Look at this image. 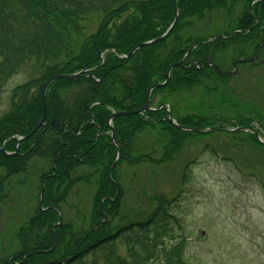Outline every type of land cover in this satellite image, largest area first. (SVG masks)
Listing matches in <instances>:
<instances>
[{
  "label": "rangeland",
  "instance_id": "374dc122",
  "mask_svg": "<svg viewBox=\"0 0 264 264\" xmlns=\"http://www.w3.org/2000/svg\"><path fill=\"white\" fill-rule=\"evenodd\" d=\"M235 1L238 17H242L246 9H251L256 2L258 9L255 12L260 15L258 22L260 20L264 26V0H259L260 4L257 0L251 1L250 4L249 0ZM261 5L263 8L260 12ZM212 9L213 11L210 12L206 10L205 18L189 15L188 18L192 23L183 25L181 29L183 43L191 36L202 34L208 36L212 33H217V36L226 40L231 39H227L231 35L227 32L232 21L230 17L236 14H226L222 6ZM138 16L134 8L117 12V15L115 13L112 21L109 20L111 26L109 33L116 32L118 26L124 22L135 23ZM77 17L79 30L71 31L73 42L68 47L52 45L40 55L32 54L2 85L0 117L8 111L11 115L4 125L0 126V142L6 135L12 133L14 126L21 125L26 120L30 122V119H34L38 114L39 107L34 105L38 101V96L33 92H36V89L33 90L31 84L23 88L21 85L32 77L42 76L48 67L50 69L56 61L65 60L69 53L75 51L87 55L94 51L90 38L97 26L109 19V14L100 10L86 12ZM183 18L184 16L181 19ZM136 24L144 29L143 36L152 33L150 24L147 27L149 29H145L146 25L143 28L139 22ZM236 43L237 48L234 47V43H229L228 47L222 48V51L215 55L217 57H214L213 61L205 59L201 62L207 69L211 66V71L206 72L203 77L205 84L203 82L194 86L183 84L180 91L164 96L176 102L175 107L178 108L180 115L200 114L215 118L216 124L222 125L218 126L221 130L181 133V136H176L181 140L174 145L172 142L174 133L166 129L167 126L164 124L149 126V123H144L138 128L131 122V125L127 123L126 132L121 133L126 141L136 145L137 150L131 155L128 148H125L126 151L123 152L126 158L118 160L117 167L114 166L117 173H122L121 181L117 183L120 185V192H116L115 202L105 208L106 216L112 224L121 228L129 220H145L153 217L158 207L163 205L162 208L168 214L163 216L155 229L153 224H150L147 232L152 243L149 241L147 245L140 243L134 245L135 250L141 252V256L150 255L152 262L156 264H164L165 256L172 257L175 253L174 247L179 245L181 250L171 259V264H264V152L258 150L261 148L260 145L248 133L255 134L259 141L264 140V116H259L262 118L260 122L254 112L248 113L251 109H260L264 115V52L261 51L258 58L253 56L249 60L247 58L253 55L250 48L252 41H236ZM160 44L162 45L158 48L156 46L149 49V52L152 50L154 51L152 54L157 56V64L162 60V52L169 50L175 41L172 38L169 42ZM196 45L197 43L190 51ZM141 62H143L141 58H136L130 65L139 67ZM63 67V64L55 65L54 68H57L55 74ZM170 69L171 67L167 71ZM218 70L221 71V76L215 72ZM169 74L167 72L168 76ZM60 78L69 80H58L52 87L53 96H57L60 103L64 102L69 107H74L77 103L80 106L86 104V98L91 93L86 79ZM119 80L122 81L121 78ZM133 82L132 85L136 87L135 79ZM118 85L123 91L126 90L125 85L124 87L120 83ZM131 91L136 92V89L132 88ZM129 93L127 90L124 95ZM227 95H230V98L240 97L242 104H245L244 109L238 107L234 109ZM148 96L151 97L147 93V98ZM162 97L163 93H157L152 98L153 103L156 105ZM22 103L24 108L21 112L24 114L20 117ZM55 103L52 98L48 104L46 100L44 111L49 109L51 113L50 104L53 108ZM242 116L254 118L252 125H244L242 129L233 130L241 132L225 131L227 127H234L231 122L239 120ZM224 119L230 122L221 124ZM120 122L121 120L118 124ZM249 127L260 134L257 135ZM58 131L55 129L56 141H58ZM53 132L49 134L54 141ZM100 152H103L102 149ZM224 156L229 160H225ZM258 156L263 157V160L260 161L258 158L257 162ZM130 158L136 160L127 162ZM100 167L101 165H88L87 169L98 176ZM13 170L15 168L11 167L10 163L8 165L7 160L0 156V174L9 171L11 175H17L16 178L9 176L11 179L7 186L8 194L11 196L12 191H17L22 197L20 204L25 203V200L27 203H36L39 197L42 166L38 165L34 171L28 173L22 170L13 173ZM100 181L96 179L95 183H88L87 186L82 182L79 186H83L84 189L79 194L69 193L67 199L75 205L68 207L64 204L67 201L63 203L66 220L75 218L78 211H83V219L86 221H92L97 217L95 210L97 197L99 194L102 197L111 191L106 183L101 185ZM77 220L80 221L79 218ZM130 229L124 233L131 235ZM125 234L116 242V253L133 262L136 260L130 248L133 239ZM135 264H144V261L141 259Z\"/></svg>",
  "mask_w": 264,
  "mask_h": 264
},
{
  "label": "trees",
  "instance_id": "16d2710c",
  "mask_svg": "<svg viewBox=\"0 0 264 264\" xmlns=\"http://www.w3.org/2000/svg\"><path fill=\"white\" fill-rule=\"evenodd\" d=\"M251 1L253 0H249V4L251 3ZM257 2L258 4H260L259 0H257ZM176 3L179 10L180 21L175 25V28L172 30V32L160 41L143 46L141 51L138 50L139 52H136L137 54L134 53L136 54L134 59L141 58L143 60L142 67H139L135 72H132L134 73L133 79H135V81L137 82L136 87H131L126 82H124L125 84L120 83L123 87L124 85L126 87V90L123 91L122 88L120 89L118 83L116 85L117 81L116 77H114L113 75V73H115L113 69L108 70V73H106L103 81L97 80L100 78L99 74H97L95 70H93L92 73L96 77V79L91 78L90 76H80L79 78L86 79V82L90 85L89 93H91L89 94V97L86 98V104H81L80 106V104L77 103L76 106L69 107V105H66L64 102L60 103L58 97H55L52 94L54 90L52 87L54 86V84H56L58 80L62 79L63 81H67V79L58 78L50 83L47 89L46 100L47 104L48 102H50V98L56 101L53 108L50 104V112L55 116V128L56 130H59L57 138V151L56 154L51 158L56 160V164L53 165V167L54 169L57 168L59 172L49 178L50 186L51 184L52 186L57 185L58 187H60L59 189H63V193L70 186L71 182L70 179L67 178V175H69V172L71 170V164L75 166L76 160L72 159L70 161V158L67 157L66 159H63L62 162H60L62 158L58 154L62 147L68 146V143H71L69 145H71L72 148L74 147V150L72 152H75L77 148L84 146L88 150L87 153L92 152L95 156L99 155V152L101 150L99 148L100 141L103 140V142H105V140L102 138V136H97L96 133L98 132L100 126H102L103 129L108 128L107 117L111 113L112 108L121 109L127 107H142L146 103L147 93L150 87L154 84L164 82L167 79V69L173 63H175L168 81H166L165 84L162 83L156 85L152 90L150 106H154L152 95H155L159 92L163 93V98L160 102L157 103V105H155V109L146 110V114L133 113L127 116L118 115L114 122L116 133L118 136H120L121 139H124V136L122 137L121 133L123 134L126 132L127 123L131 125V122L138 128L144 123H149V126L164 124L166 126L173 127V124L170 120L164 119V117L168 114L167 108L165 106L161 108L157 107L159 105H165V103L167 102L171 103L169 99L165 98L167 97L166 94L170 95L175 91H180V87L183 84L185 86H194L197 83L202 82L203 84H205L203 77L204 75H206V72L211 71V66H208L207 69V67H204L201 62H203L205 59L206 61L207 59H212L213 61L214 57H217L215 55H218V53L222 51V48H226V46L228 47L229 43H234L235 48H237L236 41H252V44L254 43L255 45L257 43V40L260 39L261 32L264 28L263 24H261V21L259 20L258 22L256 20L260 17V15L258 16V13L255 12V10L258 9L255 5L256 2L252 5V7L250 6L251 9H246L242 17L237 16L235 0H177ZM129 6L133 7L134 10L138 12L139 16L137 18V21L143 26V28H145L144 25H146V23L150 24L152 33L143 36L142 31L144 29L137 27L138 25L136 23L134 25L131 23V27L128 26L127 28H122L119 41H109L110 39L106 34L101 36L106 42L102 45L98 44V46H101L102 48L101 52L109 47L114 46V49H116L118 53H127L131 49H133L139 42L153 39L163 33L175 17L174 0H135V3H133L131 0H0V89L2 85L8 80L10 75L14 73L19 66L23 65L32 56V54L36 53L37 55H40V53L42 54L44 50L52 45H62L64 47H68L70 43L73 42V40L71 41V31L74 32L76 30H79V18L77 17L78 15L92 11L99 12L100 10H104L109 15H112L114 13L127 9ZM216 6H222L226 11V14H236L230 17L232 21L230 22V32L228 31L227 34L231 35L227 39H231L226 40L225 38L216 36L214 40H210L213 35H217V33H212L208 36L206 34L191 36L183 43V39L181 38V29L183 25L185 26L192 23L191 19L189 20L188 18L189 15H199L198 17L205 18L207 13L206 10L208 9V12L213 11L212 8H215ZM260 8L259 9L261 12L263 8L262 5ZM183 16L184 18L181 19ZM233 17H235L236 19ZM254 22H256L257 24ZM194 26L198 25L194 24ZM237 29H239L240 31L238 30L237 32ZM172 35L173 37H171ZM96 37L97 36L95 35L90 38L91 45L95 46L96 43L100 41V39H97ZM172 38L174 39L175 44L171 48H169V50H165V52H162V60L160 64H157V56L152 54L154 51L151 50V52H149V49H153L156 46L158 48L160 47V45L164 44H160L161 42H169ZM195 43H197L196 47H194V49L190 51ZM147 46L148 48H150L146 49ZM95 49L92 53L89 52L87 55L79 52L77 53L75 51L73 53H69L65 60L58 62L56 61L55 64L52 65V67L50 66V69L48 67L46 69L47 71L45 70V74L40 76L41 90L38 96V101H36L37 106L39 107V115L36 117V121H38L41 114L43 113L42 88L46 81H48L55 74L57 68H54V66L63 64V69L58 72L73 73L76 71H80L86 65V62H88L90 58H97V64H101V52H95ZM97 51L99 50L97 49ZM80 52H82V50H80ZM75 53H77V55H75ZM148 56L149 60L146 63V57L148 59ZM113 57L114 58H107L108 62L106 61L104 64H101L100 67H106L107 64L116 65L118 57L117 55H113ZM105 60L106 58L104 59V61ZM195 60L196 62L194 63ZM145 63L146 65H144ZM215 72L218 74V76L222 75L219 70ZM210 74L214 75L212 73ZM28 84L29 83L26 82L24 83V85H21V87L23 88ZM132 88L133 90L136 89V92L131 91ZM127 90L130 93L128 95L126 94L125 96L124 94L125 92H127ZM129 96H132V104H130V102L124 101V99L129 98ZM56 98L58 101L56 100ZM227 98L233 104L232 106L234 107V109H237V107L239 109H244L245 104H242L243 102H241L240 97L231 96L230 98V95H227ZM170 111L171 113H173L174 117H176L177 122L180 124L195 126L199 128H208L211 125L215 129H218V131L221 130L218 126L222 125H217L215 118H208L207 116H201L200 114L180 115L181 113L174 105L170 107ZM251 112H254L256 114V118L259 121L260 119H262L259 116H264L260 109H251L248 113ZM259 112H261V114ZM92 116H94L95 118L94 122H91ZM253 119L254 118L251 119L242 116L239 117V120L232 121L231 123H233V126L252 125L251 122L253 121ZM119 120H121V122L118 124ZM227 121L228 120L224 119L222 120L223 123L221 124H224ZM35 124L30 126L27 130L30 131ZM14 127L15 128L12 132H17L18 126L16 125ZM172 129H175V133L172 132V134L174 133V141H172L173 145L177 144L181 140V138L176 137L181 133H201L200 131L180 129L175 126ZM172 129L170 131H172ZM176 129H179L180 131ZM212 130L213 129H211V131ZM232 132L234 133L241 131ZM248 133L253 136L258 145H260L261 148H259L258 150L264 152V142L259 141L256 135L252 132ZM108 143L111 144L110 141ZM12 147L14 148V145ZM0 156L6 160H18L20 158L18 155H5L3 153H0ZM113 156H115V154H113ZM223 158L225 160H229L226 158V156H224ZM258 158H260V161L263 160V157L258 156L256 158L257 162ZM12 165L17 166L16 164ZM109 165V161L105 162V170L109 168ZM257 165L259 164L257 163ZM16 170L17 169L15 168V171ZM65 178L67 179V181ZM100 199L101 196L99 194V197H97L96 201V212L99 216V219H102V213L100 211ZM104 201L105 208H108L109 204H113L106 199ZM162 207L163 205H160L155 211L153 217L149 219L129 220L126 224H128L131 229L128 226L122 225L121 228L119 227L118 231L113 230L112 233L111 231H106L105 234L100 237L101 239L105 237V245H110L105 247L104 250L106 264H115V261L117 262V264H126V261L124 259H115V245L110 244L109 242L112 243V241L109 240L114 239V236H119V234H125L124 231L128 229L132 230L131 235L127 233V235L125 234V236H129V238L133 239V243H135L136 245L139 243L140 245H146V242L149 243L147 241V239L149 238L147 232L150 224H153V229H155L156 225L163 218V216L168 214L167 211ZM53 219L55 221L59 220L58 215L55 214V217H53ZM104 222L111 223L109 219ZM108 235L113 236L108 237ZM153 246L155 247L154 243ZM135 249L136 247H133L132 254H136V260L133 262V264L139 263L141 259H143L144 264L154 263L149 259V255L141 256V252ZM176 249L178 251H176ZM180 250V246L175 247V253L172 255V257H170V255H167L169 257L167 258L165 263L171 264V259L173 258V256H176V253H179Z\"/></svg>",
  "mask_w": 264,
  "mask_h": 264
},
{
  "label": "flooded vegetation",
  "instance_id": "af4514ba",
  "mask_svg": "<svg viewBox=\"0 0 264 264\" xmlns=\"http://www.w3.org/2000/svg\"><path fill=\"white\" fill-rule=\"evenodd\" d=\"M131 1L135 3V0ZM176 1L177 0H174L175 17L170 25L164 30V32L166 33L165 36L171 33L175 28V25L180 21L179 10L177 8ZM128 8L131 9L133 7L129 6ZM114 14L109 15L108 20H106L104 23H100L97 26V29L94 32L93 36L96 35V38L100 39V41L96 43V47L94 45H91L93 48L95 47L99 50L97 51V49L94 48L95 52L100 53L102 50L101 46H98V44L102 45L106 43L101 36L106 34L110 39L109 41L116 42L120 40V33L122 31V28H127L128 26L131 27L132 21H130L129 23L127 21L119 25L116 32L112 34L109 33L111 27L110 21H112V18H114ZM176 16L177 20L175 22ZM137 22L138 21H136L135 23ZM135 23L132 24L134 25ZM148 25L149 24L146 23V29H149L147 28ZM216 36V34L213 35L210 40H214ZM143 46H141L138 50L141 51ZM149 48L148 46L146 47V49ZM250 48H252L251 52H253V55L247 58L249 60L253 56L255 58H258L261 51L264 52V29L261 32L260 39L257 40V43L255 45L253 43ZM138 50H136L134 53H138ZM127 53H118L117 50L114 49V46L109 47L101 52V64H104L106 61L108 62L107 58H114L113 55H117L118 60L116 61V65L107 64L106 67H100L101 64H97L96 62L97 58H90L88 62H86L85 68L83 67L80 70L82 73L81 76H90L91 78L96 79V77L92 73V71L95 70V72L99 74L100 77L97 80L103 81L106 73H108V70L113 69L115 71L113 75L114 77H116V83L126 82L131 87H134L132 85L134 73L132 72H135L136 69L142 67L143 62L139 64V67L130 65L133 61L136 60L134 59V57L137 53H133L134 55L131 54L130 56H127ZM149 56L148 59L146 57V63L149 60ZM105 58L106 60L104 61ZM146 63L144 65H146ZM174 65L175 63L170 66L171 69L167 71L168 73L171 74ZM214 67H216V65ZM128 74L131 75L128 76ZM170 74L169 76L167 75V79L161 83L165 84V82L168 81ZM78 77L80 78V76ZM119 78H121L122 81L119 80ZM27 83L31 84V88H33V90L36 89V92H33L35 95L39 96L41 85L40 76L32 77L27 81ZM152 90L153 88L151 89V92L149 94L150 96L152 94ZM155 95H152L153 98ZM131 98L132 96H129V98H125L124 101L130 102V104H132L133 101L131 100ZM148 98H150V102L151 97L148 96ZM161 99L158 102H160ZM167 104L169 105L167 106ZM34 105L37 106V103H35ZM153 105L154 106H151L148 109H155L156 106L154 103ZM172 105L175 106L176 102H167L165 103V105H159L157 107L161 108L165 106L167 108L168 114L164 117V119L170 120L173 124V127L175 126L177 128L183 129L181 126L184 124L178 123L176 117H174L173 113H171L170 111V107ZM23 108L24 107L22 103V108L19 111L20 117L22 116V114H24L21 112ZM140 108L127 107L121 109H111V113L107 117L108 128L103 129V127L100 126L98 132L96 133L97 136H102V138L105 140V142H103V140L100 141L99 148L102 149L103 152H100L98 156H95L92 152L87 153L88 150L84 146H81L77 148L75 152H72L74 150V147L72 148V146L69 145L71 143H68V146L62 147L60 149V152L58 153L62 158L60 162H62L63 159H66L67 157L70 158V161L72 159L76 160L75 166L71 164V170L69 172V175H67V178L70 179L71 183L69 188L64 193L63 189H59L60 187H58L57 185L52 186L51 184L50 186L49 184V178L59 172L57 168L54 169L53 167V165L56 164V160L51 159L52 156L56 154L58 146L55 134L56 119L54 115L49 113V109L45 111L44 117L43 109V113L41 114L38 121H36V117L39 115V111L34 119H30V122L29 120H26L21 125L17 124V132H12L5 136L4 140L0 142V147H4L7 153H2L5 155H18L20 157L18 160H7L8 165L10 163L11 167L17 169V172L22 170L25 173L32 172L37 168L38 165H41L43 171L40 174V190L38 201L32 204L27 203L26 200L25 203L20 204L22 197L19 196V193L17 191H12L11 196L8 194L7 186L9 180L11 179L9 178V176H11L12 178H16L17 175H11L9 171L7 173L4 172L0 174V264H106L104 250L105 247L110 245H105V237L102 239L100 237L103 236L106 231H111V233L113 232V230L118 231L119 227L112 223L99 221L98 215L95 219L93 218L92 221H86L83 219V211H78L76 208H74L78 211L76 217L66 220L64 217L65 207L63 206V203L67 201L64 204H66L68 207H74L75 204L67 199L69 193L74 192L76 194H79L84 189L83 186H79L80 184H82V182H84V185L87 186L88 183H95L96 179L101 180V185L106 183V185H108L111 189L110 193H107L102 197H104V199L108 200L111 203L115 202L114 197L116 195V192H120V185H118V181H121L120 175H122V173L118 172V174L116 170H114L115 167H117L116 164H118V160L126 158L123 152L125 148H128L131 155H134L132 152L136 151L137 149L136 145H134L133 143L119 138L120 136L117 135L114 126V120L116 119L117 115L112 118H110V115L116 110H135ZM140 113L146 114V110ZM10 115L11 113L10 111H8L0 117V126L4 125V123L9 119ZM22 120H25V118H22ZM94 121L95 118L94 116H92L91 122ZM33 124H35L33 128L30 131L27 130ZM173 127L167 126L166 129L171 130ZM207 129L208 131H211V129H214V127L210 125ZM174 130L172 129V131L170 132L175 133ZM51 132L54 133V141L53 137H51V134H49ZM109 141L112 145L108 143ZM13 145L14 148L12 147ZM113 154H115V156H113ZM134 160H136V158H130L129 160L127 159V162L131 163ZM107 161H109L110 165L109 168L106 169V171L104 164ZM12 164H16L17 166H13ZM88 165H101L100 168L102 172L98 171L100 176L94 174L92 170L87 169ZM100 211L102 214L105 211V207L104 209H102L101 204ZM55 214L58 215L59 220L55 221L53 219V217H55ZM78 218L80 219V221L77 220ZM124 226H128V224H125ZM112 236L113 235H108V237ZM120 238V234L119 236H114V239L109 240L112 241V243H109L114 244L116 247V242ZM147 241L149 242L151 241V239L148 238ZM145 244L147 245V242ZM134 245L136 244L131 243L130 245V248L132 249L131 254ZM115 247V259H124L126 261V264H130L132 260H129L127 257L116 253ZM132 256L136 257V254H132ZM149 258L151 259L150 255ZM167 258L168 256L166 255L164 262H166ZM114 263L117 264L116 261Z\"/></svg>",
  "mask_w": 264,
  "mask_h": 264
},
{
  "label": "water",
  "instance_id": "95a60500",
  "mask_svg": "<svg viewBox=\"0 0 264 264\" xmlns=\"http://www.w3.org/2000/svg\"><path fill=\"white\" fill-rule=\"evenodd\" d=\"M177 20V16H176V19H175V22ZM170 30V29H169ZM168 30V31H169ZM167 31V32H168ZM165 34V33H164ZM164 34L156 37L155 39H152L151 41L149 42H153V41H158L160 39H162L164 37ZM149 42H141L139 43L136 47H134L128 54L127 56H130L133 52H135L139 47H141L142 45L146 44V43H149ZM81 72H76V73H57L55 75H53L44 85L43 87V91H42V99H43V106H44V110H45V107H46V90H47V87L48 85L50 84V82L56 78H60V77H69V78H76L80 75ZM153 87L150 88L148 94L150 93L151 89ZM149 107V101L147 100L145 105L140 108V109H135V110H116L115 112H113L111 115H110V118L114 117L115 115H118V114H126V113H137V112H142L144 111L145 109H147ZM45 115V111H44V114H43V117ZM43 120V118H42ZM244 126H238V127H235V128H232L231 130H238V129H242ZM186 128L188 129H194V130H197V131H204L203 129L201 128H198V127H191V126H186ZM249 129H252L257 135L258 132L256 130H254L252 127H249ZM263 142L264 140L261 139ZM0 152H6L5 148L4 147H1L0 148ZM7 153V152H6ZM10 154V153H8ZM101 208L103 209V206H101ZM106 219V214H104V219L102 220H105Z\"/></svg>",
  "mask_w": 264,
  "mask_h": 264
}]
</instances>
